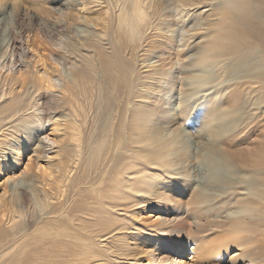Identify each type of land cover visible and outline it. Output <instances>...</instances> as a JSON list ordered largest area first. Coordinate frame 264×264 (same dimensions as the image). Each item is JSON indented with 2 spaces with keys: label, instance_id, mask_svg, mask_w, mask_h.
<instances>
[{
  "label": "bare ground",
  "instance_id": "obj_1",
  "mask_svg": "<svg viewBox=\"0 0 264 264\" xmlns=\"http://www.w3.org/2000/svg\"><path fill=\"white\" fill-rule=\"evenodd\" d=\"M200 1L0 0V15L8 3L14 16L0 55V180L13 182L7 189L0 185V264L159 261L143 228L164 230L171 216L167 192L153 196L145 182L132 192L116 179L139 160L163 175L180 169L183 181L175 183L191 188L184 131L164 130L165 105L176 84L185 104L201 89L222 84L229 95L195 118L202 138L196 158L209 176L189 192L194 231L176 239L178 251L167 259L263 264L256 242L264 240V234L257 240L264 229V158L258 146H264V125L248 137L254 148L247 153L228 144L248 136L264 117V0H221L220 12L200 11ZM29 13L48 24L32 21ZM212 31L195 54L183 53L196 35ZM152 46L159 51L150 52ZM142 78L152 79V87L139 84ZM76 85L82 103L72 102ZM241 87L252 90L251 100L241 98ZM142 93L156 102L159 110L152 115L141 108ZM20 176L30 180L28 187L19 186ZM209 189L220 193L212 196ZM87 190H100L89 201L102 205L99 226L85 221ZM139 191L144 194L137 196ZM118 193L129 200L108 201ZM143 210L157 215L138 218L135 213ZM185 249L191 257L185 258Z\"/></svg>",
  "mask_w": 264,
  "mask_h": 264
},
{
  "label": "rangeland",
  "instance_id": "obj_2",
  "mask_svg": "<svg viewBox=\"0 0 264 264\" xmlns=\"http://www.w3.org/2000/svg\"><path fill=\"white\" fill-rule=\"evenodd\" d=\"M17 3L19 4V6H22V4L17 1ZM201 4H199V9L200 11H204V10H208L209 12H220L223 8L222 6V2L221 0H202L199 2ZM212 3V4H211ZM7 4L6 3V8L3 9L2 14L0 15V19L3 20L2 22V28L0 30V55L3 56L4 49H5V43L7 41L8 38V34H9V28L12 25V23L14 22V16L12 14V12L10 11L9 7L7 8ZM210 4V5H209ZM207 5V6H206ZM53 7V6H52ZM56 7V6H55ZM197 6H193L190 8H194ZM29 11V10H28ZM32 17V21H36L39 22L41 24V26H44L46 24H48L47 22H43L40 21L39 18L34 17L32 14H27V17ZM34 18V19H33ZM191 20V21H190ZM188 24H191L193 21V17L191 16V18L189 17L188 19ZM197 21V20H196ZM201 27H205L204 23L199 25ZM205 32L200 33L199 35H196L193 39H191L189 41V43H187V45L185 46V48H183V53H187V54H195L201 47H204L206 44V40L212 36L214 34V32H208L206 33V35L204 34ZM201 39V43H198V41ZM159 51V49L155 46H152L150 48V52H157ZM182 53V54H183ZM184 54V55H185ZM150 55V54H149ZM0 56V57H1ZM151 56H153L151 54ZM183 57V56H182ZM188 80H186L184 82V84L187 83ZM152 79L149 78H142L139 80V84L141 83V85H145L146 88L152 87ZM225 84H222L221 86H214L211 87L209 89L203 90L201 89L199 92H197V94L191 96V102H188L189 104H185L183 101L184 100H180L182 97L186 98V95L181 94L179 92L180 90V85L176 84V88H174L168 95L171 96L172 100L170 101V105H165V108L168 109L169 108V113H168V117L165 118V124L164 126V130L166 131H171V130H175L177 128H180L184 131V137L186 139V141L189 144V149H190V153H189V160H188V170L190 173V177L187 178V181H189V185H191V188H186L183 189L182 188V184L179 183H175L176 181H183L181 178V174L179 173L180 169H175V174H170V175H163L162 173L158 172L154 169L157 167L156 166H151V165H146L145 167L139 162V160H135L132 161L130 163V165H128V167H126V169L121 170L119 173V176L117 177V181H119V184L121 188L123 189H129L132 190V192H135L136 189L141 188L144 185V182L147 184V186L149 188H151V192H153L156 196L157 193L159 194L160 192H163L165 190V193L167 194V196L169 197L165 203L169 206V210L171 212V216L170 221H168L165 225H163L164 230H162V232L160 233H155V229H153V227H145L144 232H146V234L148 235V239L147 241H154L155 242V249L158 251L157 255H158V262L156 261L155 264H170V258L174 253L173 251L177 249V246L175 245L176 239L179 237H186L189 232L194 231V218L191 214V210H193V205L188 203V199H189V192L194 190V187H199L198 183L200 181H204L203 178L206 179L208 178V173L206 171V169L203 167V164L196 158V154L198 152V150L200 149L201 146V142H202V138L199 136L198 134V124L196 123V117L199 114H202L199 110L204 111L203 108L209 109L211 107L214 106H221L222 103L225 100H228V95H229V89H225L223 88ZM185 87V85H183ZM188 88V87H185ZM219 89V90H218ZM182 90H184V88H182ZM74 92H71V96H72V102L78 100V103H82V95H81V91H82V87L81 85H76L73 88ZM240 94H241V98L242 99H246V100H251L252 98V90L249 87H241L239 89ZM181 94V95H180ZM141 101V108L145 107V114L147 115H152L154 112L152 111V109L155 110H159L156 107V102L154 101V98H151L147 95H145L144 93H142L141 97H138ZM180 98V99H179ZM206 99V101H205ZM194 102V103H193ZM209 103V104H207ZM50 104V103H49ZM207 105H209L210 107H206ZM202 106V107H201ZM77 107V106H76ZM137 116V112L135 113ZM206 114V113H205ZM248 114H251L253 116H255V112L253 111H249ZM163 118V117H162ZM259 125H264V117L263 120L256 124L252 130H250L248 132V136H245L244 138H242L241 140L238 141H234L232 143H229V148L232 150L235 149H239L242 147L243 152L247 153L248 149L251 148L253 145L251 144L252 140H249V138H255L256 135L258 134L259 130H261V127ZM250 128V126H249ZM74 132L73 128H68V134L71 136L72 133ZM242 141V142H241ZM241 142V144H240ZM250 142V143H249ZM238 145V146H237ZM250 147H249V146ZM236 146V147H235ZM259 148L261 149L262 156L260 159L264 158V146L261 148L260 145H258ZM238 147V148H237ZM197 148H199L197 150ZM246 148V149H245ZM254 148V147H252ZM27 152V151H26ZM244 156V155H243ZM245 157V156H244ZM154 178H151L152 175H154ZM160 175V176H159ZM162 176V177H161ZM5 178V177H4ZM4 178H2V180H0V185L1 187H3V189H7L9 185L13 184V182L4 180ZM19 182L22 187H28L30 180H28L27 177H23L20 176L19 177ZM150 181H156V184L158 183L161 184L163 181H172L171 182V186H169V188L167 189H157L156 188V184L155 186H151V182ZM174 182V183H173ZM109 183V189H110V185L113 184V181H108ZM209 183L211 186L212 184H214V182H206ZM19 186L17 188H19ZM162 187H165L164 185H162ZM214 187L215 184H214ZM112 189H114L113 186H111ZM168 190H169V194H168ZM210 193H212L211 195L213 196V193H220L218 191H216L215 189H209L208 190ZM230 191V190H229ZM99 192L100 190H98V192H91L90 190L86 192L85 194V201L83 203V207H84V212H85V218L88 223L90 224H98L99 226V216L102 217V205L100 203L97 202V200H95L96 203H91L89 202L91 199H94L95 197L97 198L99 196ZM240 193H244V192H240ZM144 192L143 191H139L136 193V195L140 196L143 195ZM17 196H19V193L17 194ZM127 194L126 193H118V195L114 198H109L108 201L109 202H126L129 199H126ZM150 199V198H147ZM211 201V200H210ZM215 202L212 201V204ZM179 203V204H176ZM17 205L20 206L19 209L21 208V205L19 203V201L17 200ZM122 214V212H120ZM151 215H157V213L155 211H151L149 213H147V211L145 212L140 211V213H135L137 216H139L138 218H143V217H147L148 214ZM111 215H113L110 212ZM115 223H120L121 219L118 220H114ZM124 221V220H123ZM127 222V221H124ZM203 224V223H202ZM205 227V226H203ZM129 229H134L135 227L131 224L128 225ZM133 231V230H132ZM206 233V232H205ZM264 234V229L262 228V230H260L257 234V240H259V236ZM141 238V236H138L137 239ZM186 239V238H185ZM259 245V248L263 251L264 253V240H261L259 242H256ZM185 258H189L191 257V253L187 252V250H184ZM258 261H263L261 263L264 264V258H260L257 259ZM176 264H187L186 262H181V263H176Z\"/></svg>",
  "mask_w": 264,
  "mask_h": 264
}]
</instances>
